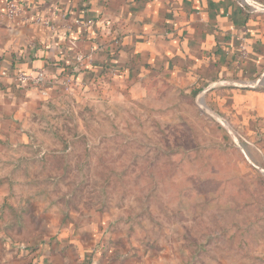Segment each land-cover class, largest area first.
Listing matches in <instances>:
<instances>
[{
    "label": "rangeland",
    "instance_id": "rangeland-1",
    "mask_svg": "<svg viewBox=\"0 0 264 264\" xmlns=\"http://www.w3.org/2000/svg\"><path fill=\"white\" fill-rule=\"evenodd\" d=\"M112 1L104 13H119ZM119 23L112 51L99 40V68L77 54L66 70L41 69L44 82L24 87L37 91L24 119L29 143L0 150L14 197L62 223L99 222L173 264H264V132L250 139L214 112L204 83L176 87L174 65L130 58L136 41L126 43ZM241 41L232 56L244 63ZM261 76L264 85V67ZM236 88L221 82L212 92Z\"/></svg>",
    "mask_w": 264,
    "mask_h": 264
},
{
    "label": "crops",
    "instance_id": "crops-1",
    "mask_svg": "<svg viewBox=\"0 0 264 264\" xmlns=\"http://www.w3.org/2000/svg\"><path fill=\"white\" fill-rule=\"evenodd\" d=\"M9 1L24 7L28 24L12 26L6 16ZM106 1L113 2L0 0V73H7L0 78V150L14 140L29 143L24 119L32 113L37 91L18 84L16 74L38 69L46 75L64 71L75 63L77 54L76 59L91 65L100 58L101 37L109 40L106 49L112 51L118 21L126 43L136 41L133 48H127L130 58L142 55L151 68L164 61L168 67L174 65L172 74L177 80L170 82L176 87L204 83L200 92L209 94L206 99L214 112L230 115V125H237L250 139L264 132V85H260L264 0H114L119 2V13L110 14L103 10ZM77 20L84 25H76ZM88 22L93 26L88 27ZM242 39L250 51V60L244 63L232 56ZM91 49L93 54L86 56ZM130 75L124 71L120 76ZM255 79L260 86L245 90L250 86L247 82ZM221 82L239 89L212 92ZM5 160H0V264H173L164 251L103 230L99 222L89 226L78 221L62 223L53 212L33 210V204L14 197L8 170L3 168Z\"/></svg>",
    "mask_w": 264,
    "mask_h": 264
},
{
    "label": "built area",
    "instance_id": "built-area-1",
    "mask_svg": "<svg viewBox=\"0 0 264 264\" xmlns=\"http://www.w3.org/2000/svg\"><path fill=\"white\" fill-rule=\"evenodd\" d=\"M6 16L11 22L12 26L15 27H21L23 25L28 24L29 19L27 18L26 11L21 4L15 1H9L6 6ZM41 20H36L35 23H39ZM75 24L79 27H82L84 24L82 21L77 20L75 21ZM93 22H88L87 26L92 27ZM82 59L79 58V61ZM7 73L3 72L0 73V78L6 77ZM45 80V74L42 70L37 71H19L16 74V82L23 86L33 85V86H39L41 83H43Z\"/></svg>",
    "mask_w": 264,
    "mask_h": 264
}]
</instances>
